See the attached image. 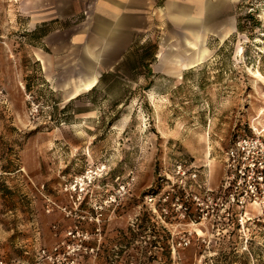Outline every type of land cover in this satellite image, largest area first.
Instances as JSON below:
<instances>
[{
  "label": "rangeland",
  "instance_id": "obj_1",
  "mask_svg": "<svg viewBox=\"0 0 264 264\" xmlns=\"http://www.w3.org/2000/svg\"><path fill=\"white\" fill-rule=\"evenodd\" d=\"M96 5L0 0V261L264 264V205L215 204L225 152L264 138V0H156L161 17L90 68ZM197 30L205 56L182 69ZM87 72L97 85L74 92Z\"/></svg>",
  "mask_w": 264,
  "mask_h": 264
},
{
  "label": "crops",
  "instance_id": "obj_2",
  "mask_svg": "<svg viewBox=\"0 0 264 264\" xmlns=\"http://www.w3.org/2000/svg\"><path fill=\"white\" fill-rule=\"evenodd\" d=\"M180 1L165 0V4L167 8L172 4L173 8L179 9L178 3ZM155 4L156 0H97L90 26L91 34L94 37L93 42L90 44L91 47H89L87 65L94 68L97 60L102 59L101 57L105 52L115 51L122 54L127 50L133 43L135 34L149 28L153 15H156V19L161 17L164 7L162 5L155 7ZM173 16L178 17L179 14L174 13ZM188 18L198 21L201 19L199 16H193L192 14H188ZM193 34L192 39L186 40L192 51L185 62L179 63L182 69L194 67L203 59L206 53V49L196 43V39L201 38V32L197 30ZM97 45H99V48L96 47ZM157 56L159 58L160 54ZM85 74L84 79L74 82V92L78 93L97 85L98 72H87ZM81 87L84 89L80 90ZM76 93L72 96L74 97Z\"/></svg>",
  "mask_w": 264,
  "mask_h": 264
},
{
  "label": "built area",
  "instance_id": "obj_3",
  "mask_svg": "<svg viewBox=\"0 0 264 264\" xmlns=\"http://www.w3.org/2000/svg\"><path fill=\"white\" fill-rule=\"evenodd\" d=\"M179 168L178 173L186 175L187 171L182 170V165ZM89 172L91 178L87 176ZM94 175L92 170H88L83 176L76 177L74 189L79 190L80 194L83 193L86 189L85 183H92ZM189 177L196 179L198 174L193 172ZM220 193L215 204L221 206L227 214H231V208L242 211L250 203L264 205V138L261 134L239 136L225 152V173ZM116 199L114 197L113 201ZM195 199L203 214L204 202H200L197 196ZM215 210L212 206L211 211ZM0 264L5 263L0 261Z\"/></svg>",
  "mask_w": 264,
  "mask_h": 264
},
{
  "label": "trees",
  "instance_id": "obj_4",
  "mask_svg": "<svg viewBox=\"0 0 264 264\" xmlns=\"http://www.w3.org/2000/svg\"><path fill=\"white\" fill-rule=\"evenodd\" d=\"M254 14L252 13V12H248L245 16H244V18L247 20V21H249L250 19H252L254 22H259L258 21V18H255L254 16H253ZM239 28H243L242 27V23H241V17L239 18ZM46 33L44 32L43 33V35H45ZM156 46V45H155ZM156 48H157V46H156ZM155 55H156V52L153 54V57H155ZM147 68L149 69V71H152V69H151V67L148 65L147 66ZM106 74H103V75H101V77L103 78L104 76H105ZM41 84H42V86H44V88L46 89V92L50 95V96H52L53 98H56V92H55V90H53V88H51L50 87V85H49V83L46 81V80H44V78H42V82H41ZM26 87H27V89L29 90V91H31L32 92V85H31V82H27V84H26ZM95 87V86H94ZM93 87V88H94ZM39 91H43V89H40ZM40 94V93H39ZM42 95V93L40 94V96ZM57 99H59V98H57ZM56 99V100H57ZM58 102H61V100L59 101L58 100ZM130 229H132V228H130ZM172 261V258L171 257H169V262H171ZM228 264H233V262H228Z\"/></svg>",
  "mask_w": 264,
  "mask_h": 264
},
{
  "label": "bare ground",
  "instance_id": "obj_5",
  "mask_svg": "<svg viewBox=\"0 0 264 264\" xmlns=\"http://www.w3.org/2000/svg\"><path fill=\"white\" fill-rule=\"evenodd\" d=\"M78 86H79V85H78ZM81 88H82V87H81ZM87 176H88V178H91V177H92V175H90V172L88 173Z\"/></svg>",
  "mask_w": 264,
  "mask_h": 264
}]
</instances>
